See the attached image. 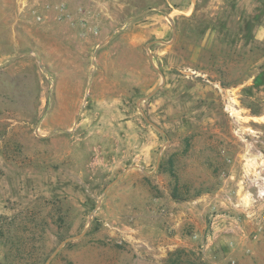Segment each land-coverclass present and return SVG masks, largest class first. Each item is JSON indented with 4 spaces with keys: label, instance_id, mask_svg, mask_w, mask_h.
<instances>
[{
    "label": "rangeland",
    "instance_id": "374dc122",
    "mask_svg": "<svg viewBox=\"0 0 264 264\" xmlns=\"http://www.w3.org/2000/svg\"><path fill=\"white\" fill-rule=\"evenodd\" d=\"M72 237L264 264V0H0V264Z\"/></svg>",
    "mask_w": 264,
    "mask_h": 264
},
{
    "label": "trees",
    "instance_id": "16d2710c",
    "mask_svg": "<svg viewBox=\"0 0 264 264\" xmlns=\"http://www.w3.org/2000/svg\"><path fill=\"white\" fill-rule=\"evenodd\" d=\"M43 262H44V260L42 259L40 264H43ZM170 264H194V263L190 260H186L184 258V256H182V255H177L174 260L170 261Z\"/></svg>",
    "mask_w": 264,
    "mask_h": 264
},
{
    "label": "water",
    "instance_id": "95a60500",
    "mask_svg": "<svg viewBox=\"0 0 264 264\" xmlns=\"http://www.w3.org/2000/svg\"><path fill=\"white\" fill-rule=\"evenodd\" d=\"M73 238H75V237L68 238V239H66L65 241H63V242L58 246V248L53 252V254H51V256H49V258H47V260L45 261V264H48V263L52 260V258L56 255V253L59 251V249L65 244V242H67V241H69V240H71V239H73Z\"/></svg>",
    "mask_w": 264,
    "mask_h": 264
}]
</instances>
